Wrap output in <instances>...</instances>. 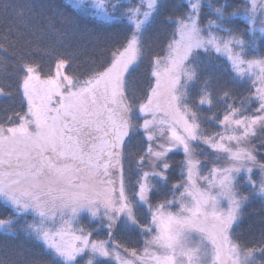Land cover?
Instances as JSON below:
<instances>
[{
	"label": "snow or ice",
	"instance_id": "1",
	"mask_svg": "<svg viewBox=\"0 0 264 264\" xmlns=\"http://www.w3.org/2000/svg\"><path fill=\"white\" fill-rule=\"evenodd\" d=\"M69 6L0 0V264H264V0Z\"/></svg>",
	"mask_w": 264,
	"mask_h": 264
},
{
	"label": "trees",
	"instance_id": "2",
	"mask_svg": "<svg viewBox=\"0 0 264 264\" xmlns=\"http://www.w3.org/2000/svg\"><path fill=\"white\" fill-rule=\"evenodd\" d=\"M34 3L40 4V3H47L51 5L53 8H59L61 11L67 12L73 16H77L79 10H74L69 6L70 2L68 0H33ZM163 17H160L156 21V25L154 26V30L151 33V35L155 36L156 38L152 42V51L153 52H159L161 48L163 47L165 43L166 38V30L169 28L167 25L162 24ZM80 27L81 32H78L76 36L71 40L72 48L68 49V51H74L76 47L78 46L82 51L79 52V54L76 56V58L73 61L72 68L68 69V71H73L77 69L78 66H80V70H82L83 62L87 59L90 53L93 51V39L94 36H89L86 33L82 34L83 29L87 27L88 29H92L95 34H98L100 39H104L106 36H108L110 33H112L114 30L111 28H105L101 24L97 23L94 18H88L84 17L80 19ZM69 44V41L65 40L63 42V46L61 45V42L59 41V38L57 35L49 34L48 36L44 37L41 41V47H57L61 51H65L67 45ZM37 61H39L43 66V71L46 73L48 71H54V63L51 60V58L47 55H45L43 52H39L34 57ZM147 66L148 62L147 59L144 62V65L141 68V73L146 77L147 76ZM0 84H11L12 88L15 89L16 83L14 79L5 78L4 80H0ZM7 90V89H6ZM6 101H4L2 98H0V107H3L6 105ZM18 106V102H17ZM210 130L215 131V129L212 126H209ZM180 157L177 156L176 159H179ZM247 212L249 213L248 216H246L244 223L241 225V227L245 230L244 239L249 240L252 236H258L259 234V218L261 215H264L259 212V203H253L249 206L247 209ZM249 225L252 226V230L249 231ZM135 240V237L132 238ZM16 244H19L20 241H16ZM3 246L4 241L2 238H0V255H3ZM138 245L134 243H130L129 247H136ZM26 247H30V245H26Z\"/></svg>",
	"mask_w": 264,
	"mask_h": 264
},
{
	"label": "rangeland",
	"instance_id": "3",
	"mask_svg": "<svg viewBox=\"0 0 264 264\" xmlns=\"http://www.w3.org/2000/svg\"><path fill=\"white\" fill-rule=\"evenodd\" d=\"M71 3V0H68ZM85 3H90V0H85Z\"/></svg>",
	"mask_w": 264,
	"mask_h": 264
}]
</instances>
